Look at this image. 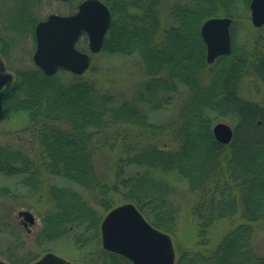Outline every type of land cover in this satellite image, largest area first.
Returning a JSON list of instances; mask_svg holds the SVG:
<instances>
[{"label": "trees", "instance_id": "obj_1", "mask_svg": "<svg viewBox=\"0 0 264 264\" xmlns=\"http://www.w3.org/2000/svg\"><path fill=\"white\" fill-rule=\"evenodd\" d=\"M102 1L112 18L101 51L137 56L145 80L134 96L120 99L86 78L87 71L61 70L65 78L37 67L18 71L4 101V117L25 113L23 132L37 149L31 155L0 144V176L19 177L36 193L47 183L46 175L66 179L100 197L104 212L132 203L151 225L172 234L173 190L158 175L175 174L196 197L194 243L180 245L176 264H264V254L254 248L255 223L264 221V104L242 92L249 78L264 86V37L251 36L239 46L235 18L248 10L250 0H176L167 26L160 0ZM33 6L24 0L7 29L32 32L38 21ZM215 16L233 19L232 51L208 63L200 31ZM182 94L175 119L163 125L150 121L151 112L167 109ZM227 118L234 120V137L222 144L213 126ZM160 134L167 135L162 147L152 139ZM101 149L117 154L109 183L99 173ZM48 188L55 208L44 215L40 235L53 240L70 234L81 247L98 245L103 214L71 188ZM7 194L8 188L1 187L0 198ZM223 221L234 226L214 243L213 230ZM104 257V264H132L105 250ZM10 261L29 264L34 258Z\"/></svg>", "mask_w": 264, "mask_h": 264}, {"label": "rangeland", "instance_id": "obj_2", "mask_svg": "<svg viewBox=\"0 0 264 264\" xmlns=\"http://www.w3.org/2000/svg\"><path fill=\"white\" fill-rule=\"evenodd\" d=\"M24 0H0V36L7 37L9 45V72L32 69L36 65L33 62V54L36 48L34 30L24 34H16L13 31H3L4 23L18 16V8ZM162 22L165 26L172 23L169 15V8L176 0H160ZM34 2L33 15L37 20L46 19L50 14L68 15L77 10L81 0L63 2L60 0H32ZM236 18L239 46L242 42L248 41L249 37L262 35L261 30H252L250 9H242ZM77 47L86 52L91 58V64L86 72V78L92 79L97 86L103 90L116 94L120 99L130 98L135 95L138 85L145 80L142 65L137 56L110 55L105 52L91 53L86 36L78 40ZM68 72V71H67ZM60 76L66 77V73L58 72ZM16 77V74L14 75ZM243 95L251 100L264 104V86L251 78L243 85ZM182 94L177 95L173 103L164 110L151 112V122L163 125L170 119H175L179 106L182 104ZM224 122L234 128V120L231 118L218 119L215 123ZM28 118L25 113H8L0 120V144L11 145L28 151L31 155L37 149L33 145L30 135L23 132L27 126ZM234 132V129H233ZM167 135L160 134L152 137L158 146L165 144ZM234 137V135H233ZM166 140V141H165ZM115 151V150H114ZM111 150H100L98 153V168L101 177L112 182L115 172L117 154ZM172 187L170 200L176 211L174 231L168 233L173 241L176 259L180 245L191 246L194 243L195 220L192 216V207L196 197L188 188V184L180 176L175 174H159ZM47 182L41 192L30 191L20 183L19 177L0 176V188L7 187L9 194L0 198V259L6 264H12L10 259L24 257L34 258V261L41 258L47 252H52L74 264H104V249L101 242L98 245L89 243L81 247L76 244L70 234L59 238L48 240L40 235L43 228L45 214L54 212V202L49 194L48 186L56 185L68 187L79 192L103 217L107 212L100 208L97 195L86 191L81 186L60 177L46 175ZM105 181V180H104ZM21 212H29L35 218L34 225L29 223L25 227L21 222ZM149 222V221H148ZM150 223V222H149ZM151 224V223H150ZM233 223L223 221L213 230L214 243L231 228ZM41 238V240H40ZM254 248L258 254H264V221L255 223ZM106 251V250H105ZM30 262L29 264H31Z\"/></svg>", "mask_w": 264, "mask_h": 264}, {"label": "water", "instance_id": "obj_3", "mask_svg": "<svg viewBox=\"0 0 264 264\" xmlns=\"http://www.w3.org/2000/svg\"><path fill=\"white\" fill-rule=\"evenodd\" d=\"M249 8L253 26L263 27L264 0H251ZM110 23L111 12L100 0H84L77 12L71 15H49L35 27V65L49 76L60 69L82 75L90 67L91 60L87 53L76 48L79 37L85 32L90 51L98 53ZM231 25L230 17H212L202 24L200 32L206 45L208 63L231 53ZM12 80V74L5 71L0 60V119ZM213 135L219 143L229 144L234 132L231 126L219 122L213 126ZM20 215L30 223L34 222L29 212ZM101 239L105 250L121 255L133 264H175L176 254L171 237L154 228L131 203L119 205L108 212L101 223ZM0 264L6 263L0 259ZM32 264L73 263L48 252Z\"/></svg>", "mask_w": 264, "mask_h": 264}, {"label": "flooded vegetation", "instance_id": "obj_4", "mask_svg": "<svg viewBox=\"0 0 264 264\" xmlns=\"http://www.w3.org/2000/svg\"><path fill=\"white\" fill-rule=\"evenodd\" d=\"M67 1H72V0H67ZM67 1H63V2H67ZM81 1H83V0H81ZM79 5V4H78ZM78 5H77V8H78ZM7 26H8V23H4L3 24V27H2V29H3V31H5V28H6V30H7ZM18 35V34H17ZM83 36H86V38H87V35L85 34V33H83L81 36H80V38H82ZM7 37H5V36H0V60L2 61V64L4 65V68H5V71L6 72H9V67H8V63H9V45H7L8 44V42H7V39H6ZM79 38V39H80ZM87 42H88V38H87ZM9 73H11V72H9ZM18 72H14V75L15 74H17ZM12 74V73H11ZM13 75V74H12ZM13 75V80H12V83L14 82V79H15V76ZM13 85V84H12ZM11 85V86H12ZM10 90H11V87H10ZM10 90H9V92H10ZM9 92H8V94H9ZM8 94H7V96H8ZM7 96H6V98H7ZM21 222L23 223V225L25 226V227H28V224H27V222L25 221V219L22 217L21 218ZM35 223V222H34ZM34 225V224H33Z\"/></svg>", "mask_w": 264, "mask_h": 264}, {"label": "bare ground", "instance_id": "obj_5", "mask_svg": "<svg viewBox=\"0 0 264 264\" xmlns=\"http://www.w3.org/2000/svg\"><path fill=\"white\" fill-rule=\"evenodd\" d=\"M34 37H35V33H34ZM6 99V98H5ZM4 99V100H5ZM56 186V185H55ZM60 187V186H59ZM59 238V237H58ZM173 247H174V245H173ZM174 251H175V249H174ZM119 256H121V255H119ZM123 257V256H122ZM125 258V257H124ZM127 259V258H126ZM128 260V259H127ZM129 261V260H128Z\"/></svg>", "mask_w": 264, "mask_h": 264}]
</instances>
